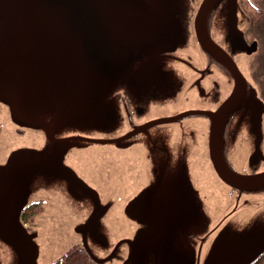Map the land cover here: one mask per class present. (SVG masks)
Instances as JSON below:
<instances>
[{"label": "water", "instance_id": "95a60500", "mask_svg": "<svg viewBox=\"0 0 264 264\" xmlns=\"http://www.w3.org/2000/svg\"><path fill=\"white\" fill-rule=\"evenodd\" d=\"M176 1L0 0V103L7 107L16 126L40 133L44 138L42 144L33 142L11 149L0 160V264H45V260L40 261L43 247L39 231L29 229L21 219L35 191L67 198L72 202L67 205L69 212L79 207L80 213L88 216L84 222L74 223L72 231L75 237L83 233L82 239L86 238L85 246L93 259L96 256L86 237L91 224H96L98 233L103 232L97 237L104 235L105 244H111L110 236L103 231L110 205L100 206L99 210L98 202L91 210L89 197L78 194L77 198L72 194L74 200L71 199L60 182L67 181L75 191L72 184L77 185V192L93 191L89 196L97 195L98 199L100 196L64 161V156L77 140L113 142L114 139L87 138L73 132L99 128L106 132L116 125L117 109L112 94L119 79L127 81L131 88L153 91L154 80L161 70L160 51L172 47V31L178 30L180 19L173 12ZM218 1H202L196 30L205 49L233 70L237 83L213 118L210 157L227 183L239 188L264 185V172L253 176L240 174L228 165L222 153L225 114L243 100L247 80L208 32L207 14ZM228 4L229 15L226 12L223 15L232 17L238 0H229ZM233 28L236 27L231 26V31ZM235 34L245 42L241 31ZM257 49L258 42L254 41L249 53ZM255 96L263 103L256 92ZM189 175L185 162L174 183L177 179L187 182L180 188L175 186L183 192L184 212L189 214L199 205L200 215L194 210V222L192 214L177 220L175 210H168L170 216L156 213L148 190L126 203L127 216H135L139 228L132 238L121 241L129 244L123 264H194V256L197 260L200 250L197 252L190 244L186 228L192 223L199 224L197 235L201 239L208 218L201 195L192 198ZM247 239L231 236L229 228H224L214 238L202 264H246L249 257L256 256L264 247V238Z\"/></svg>", "mask_w": 264, "mask_h": 264}, {"label": "flooded vegetation", "instance_id": "af4514ba", "mask_svg": "<svg viewBox=\"0 0 264 264\" xmlns=\"http://www.w3.org/2000/svg\"><path fill=\"white\" fill-rule=\"evenodd\" d=\"M202 1H176L173 12L180 19L178 30L172 31V47L160 51L161 70L154 80L153 91L141 87L131 88L127 81L119 79L112 94L117 120L111 131L104 132L103 128H99L73 132V135L87 138L114 139L113 142L77 140V144L64 156V161L98 191L100 199L97 195L89 196L93 191L77 192V185L72 184L75 191L67 181L60 182L64 183L68 195L73 200V196L77 197L78 194L89 197L87 203L90 209L98 202L99 210L100 206L110 205L107 210L109 222L104 224L110 223L111 228L106 230L105 224L103 231L108 237L115 232L120 237L106 245L104 235L97 237L103 232L98 233L96 224H91L86 229V237L95 259L89 254L85 246L86 238L82 239L84 235L81 232L68 246L54 247L55 251L49 253L45 264H75L67 259L77 256L78 252L89 257L91 264H123L128 256L129 244L124 241L121 244V241L132 238L135 229L139 228L136 217L127 216L125 205L143 190L150 191V201L156 213L170 216L168 210H175L177 220L185 214H192L191 221L194 222V210L200 215L199 205L189 214L184 212L183 192L178 188L187 185V182L177 179L174 183L177 173L184 169L185 162L190 174L188 186L192 184V198L201 195L208 218L201 239L197 235L199 224L192 223L186 228L190 244L196 247L197 252L200 250L196 261L194 256V264L204 262L214 238L224 228H229L231 236L240 235L243 241L248 240L249 236L257 240L264 238V185L239 188L227 183L219 176L211 161L209 139L213 118L233 94L237 77L229 65L206 50L200 42L195 22ZM228 1L219 0L211 6L207 14V29L210 36L237 63L247 81L241 97L243 100L225 114L221 134L222 153L234 171L253 176L264 172V84L262 75L256 69L257 62L254 64L256 59L253 58L261 46L260 40L251 31L258 23L259 15L254 16L257 7L261 5L262 8L264 4L263 0H255L256 4L253 0H238V8L231 17L223 15L224 12L229 15L226 10ZM231 26L237 29L231 31ZM240 31L245 42L240 40L242 37L239 34H235ZM254 41L258 42V50L249 53ZM255 92L263 103L256 100ZM3 109L8 113L4 104ZM33 133L34 142L44 143L40 133ZM104 149L112 151L116 161L112 166L113 182L110 188L103 187V193L101 185L90 182L76 164L80 159L100 161V152ZM91 151L95 153L84 157ZM204 175L216 176L215 180L222 186L223 192L209 189L205 185L207 181H204ZM35 193L27 204L34 211L25 222L29 229L43 233L41 226L44 227L48 220L53 226L57 220L59 226L65 222L62 216H73L75 223L84 222L88 217L80 213L79 207L69 212L67 205L72 202L67 198L55 193L49 196ZM56 211L57 214H54ZM21 219L24 220V211ZM252 243H255L253 239ZM125 246L127 249L122 251ZM189 259V255L186 256V263ZM263 263L264 247L256 256L249 257L246 264Z\"/></svg>", "mask_w": 264, "mask_h": 264}, {"label": "rangeland", "instance_id": "374dc122", "mask_svg": "<svg viewBox=\"0 0 264 264\" xmlns=\"http://www.w3.org/2000/svg\"><path fill=\"white\" fill-rule=\"evenodd\" d=\"M253 1L255 3V0ZM262 2L264 4V0ZM254 16H258V23L257 25H254L251 32L258 36L261 46L259 48V51H257L256 54L253 55V58L256 59L254 64L257 62L256 69L259 75L260 74L262 75L263 84H264V7L261 8V5H258ZM254 64H253V69H255ZM33 139H34L33 131H30L29 129L21 130L19 127H17L10 120L7 111L3 109V104L0 103V160H3L6 157V155H8L11 149L23 144H28V145L32 144L35 140ZM94 153H95L94 151L88 152L84 155V157H86V155L92 156ZM100 153H102L100 161L98 160L96 161L94 159H83V160L80 159L79 161H77L76 165L81 168V171L84 173L85 177L90 182L99 183L103 191L104 186L110 188L111 186L110 184H112L113 182L112 166L113 163L116 161V157L112 154V151H110L109 149H104ZM204 176H205L204 181H207L205 185L209 186L208 187L209 189L212 188L217 191L219 190L220 192H223L222 186L215 180V178H217L215 175H214L215 177L212 176L213 178L210 177L211 175L210 176L204 175ZM121 190L124 191V188H122ZM108 213L110 214V211H108ZM54 214H57V211L54 212ZM31 217L32 215L29 218ZM109 217L110 216H108L107 214L104 218V222H109ZM52 218L54 217L52 216ZM62 218L65 220V222L60 224L59 226H57V220L55 221L54 226L51 223H49V220L45 222L44 227L43 225L41 226L43 229V233L40 232L39 240L41 242L43 250L40 255V261L47 259L49 253L52 250L55 251L54 247H62V246L65 247L68 246L72 240H75L74 239L75 234L72 231L73 230L72 225H74L75 223L74 220L75 218H72L69 215L67 217L62 216ZM27 220L28 219L24 218L23 221L27 222ZM105 224L104 225L106 230L108 229V227L109 229L111 228L110 223H105ZM53 227H55V229ZM135 231L137 230L135 229ZM113 236L112 234H110V242H113L115 241V238L120 237L119 235L116 234V232L114 233ZM126 249L127 247L125 246L122 249V251H125ZM128 251L129 250H127V253Z\"/></svg>", "mask_w": 264, "mask_h": 264}, {"label": "trees", "instance_id": "16d2710c", "mask_svg": "<svg viewBox=\"0 0 264 264\" xmlns=\"http://www.w3.org/2000/svg\"><path fill=\"white\" fill-rule=\"evenodd\" d=\"M34 211L32 210V206H27L24 210V218L27 219L31 215H33ZM67 261H72L75 264H91L90 258L86 257L82 252H78L77 256L73 258L67 259Z\"/></svg>", "mask_w": 264, "mask_h": 264}]
</instances>
